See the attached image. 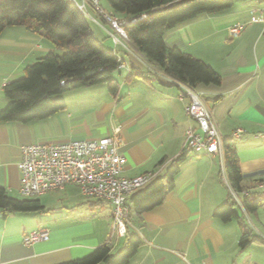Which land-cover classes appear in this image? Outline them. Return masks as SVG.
<instances>
[{"label":"crops","instance_id":"crops-1","mask_svg":"<svg viewBox=\"0 0 264 264\" xmlns=\"http://www.w3.org/2000/svg\"><path fill=\"white\" fill-rule=\"evenodd\" d=\"M259 3L261 8L262 0ZM88 7L94 10L90 4ZM236 22L243 24L231 19L223 21L219 29L205 30L201 21L191 19L168 30L165 43L169 48L178 47L201 58L221 75L220 85H201L197 90L203 93L224 138H232L237 129L245 130L233 142L244 175L245 191L249 192L248 197L258 199L264 195L263 15L254 22L256 25L244 23L239 35H243L239 42H248L246 35L249 38L257 65H237L224 73L216 65L224 54L220 39L214 41V35L228 32ZM119 45L112 40L104 44L117 53L122 61L119 70L125 71L119 77L112 75L120 83L117 94H111L107 85L101 89L104 97L98 99L93 98V91L79 92V87L72 94L66 92L62 96L65 108L47 118L29 123L0 122V186L11 196L19 193L18 162L24 145L100 139L120 126L123 144L119 151L127 160L123 175L130 178L148 172H157L158 178L166 176L172 163L185 150V132L196 122L185 110L189 99L179 98V81L157 69L130 41L126 47L119 48ZM56 47V43L20 23L2 31L0 111L8 103L4 85L23 76L27 65L49 51H56ZM133 69L139 74L130 76ZM86 87L91 86L83 88ZM73 187L78 186L71 184L64 190L68 197L72 196ZM233 190L236 191L229 180L224 155L187 150L186 160L174 175V187L160 205L138 214L130 201L128 231L142 239L130 264H234L238 247L242 249L239 225L235 220L224 222L215 212L233 198L236 209L250 226L253 224L251 215H254L264 230V204L255 212H248L243 205V193L236 191V200ZM95 203L92 204L101 207L105 202ZM107 204V217L100 226L79 229L57 225L47 239L30 245L24 243V236L39 229L28 232L22 227L9 226L1 220L6 217L1 216L0 264H54L82 257L108 242L113 245V251L118 250L124 238L111 240L113 212L112 205Z\"/></svg>","mask_w":264,"mask_h":264},{"label":"trees","instance_id":"trees-1","mask_svg":"<svg viewBox=\"0 0 264 264\" xmlns=\"http://www.w3.org/2000/svg\"><path fill=\"white\" fill-rule=\"evenodd\" d=\"M112 10L129 20L125 31L130 43L157 69L197 90L201 85H220L221 75L201 58L165 43L168 30L200 15L214 14L230 8L235 0H107ZM146 15L145 17H142ZM99 16V15H98ZM98 18V17H97ZM133 18H138L132 20ZM20 23L29 30L44 35L63 47V52L49 51L27 65L23 76L4 85L7 105L0 111V122L29 123L44 119L65 108V92L79 87L101 83L115 95L120 83L113 78L122 61L116 52L106 48L94 33L89 18L74 0H0V34L9 25ZM64 41V42H63ZM139 74L135 69L130 76ZM185 149L172 163L166 176L155 178L146 188L135 193L130 201L138 214L160 205L174 187V175L186 160ZM225 166L234 189L245 191L237 148L231 138L224 140ZM249 196V195H248ZM244 196L243 205L255 212L264 204V195L258 199ZM226 202L215 212L224 222L235 220L240 228L239 246L244 249L253 241L264 243L254 233L236 202ZM104 202L97 200L96 203ZM95 203V204H96ZM44 208L39 198L19 199L0 186L2 217L12 211ZM122 246L113 251L108 242L88 254L54 264H130L142 244L141 237L129 233Z\"/></svg>","mask_w":264,"mask_h":264},{"label":"built area","instance_id":"built-area-1","mask_svg":"<svg viewBox=\"0 0 264 264\" xmlns=\"http://www.w3.org/2000/svg\"><path fill=\"white\" fill-rule=\"evenodd\" d=\"M74 2L97 25L105 28L103 21L111 25L112 31L106 30L116 45L128 46L126 44L129 39L125 25L129 23V20L120 18L112 10L106 11L102 8L100 0H82L81 4L77 0ZM88 4L101 17V20L91 16L87 8ZM259 11L263 15L264 22V0ZM136 19L138 18L132 20ZM243 30L242 24H235L229 32L237 37ZM179 86V98L189 99L186 113L196 122L195 126L188 127L185 132V149L198 154L223 156L225 138L219 131L214 113L207 105L203 93L182 82H179ZM120 131L121 127L116 126L111 134L100 139L22 146V155L18 162L19 193L24 197L39 198L52 191H63L67 186L75 184L84 196L112 205L111 240L124 237L128 231L131 197L157 178V172H148L131 178L123 175L127 160L119 151L123 144ZM244 132L243 129H237L231 139L241 137ZM242 193L244 196L249 194L248 191ZM233 197L237 200L238 194L234 190ZM49 234V229L40 227L36 232L26 234L23 240L26 245H30L47 239Z\"/></svg>","mask_w":264,"mask_h":264},{"label":"rangeland","instance_id":"rangeland-1","mask_svg":"<svg viewBox=\"0 0 264 264\" xmlns=\"http://www.w3.org/2000/svg\"><path fill=\"white\" fill-rule=\"evenodd\" d=\"M77 1L80 4L82 3V0ZM100 3L102 8H104L106 11L110 9L107 0H100ZM260 5L261 3H259V0H235L234 5L230 8L210 15H200L192 20L201 21V25L205 30L219 29L221 28L223 21L231 19L234 21H239L243 24L252 23V25H256L257 23L254 22H257L262 18V13L259 11ZM88 9L93 15L97 16L101 20V17L98 16L94 10L90 9V7H88ZM89 22L94 30L95 36L104 44L106 41L112 40L107 32V30L112 31V27L109 23L103 21L105 27L103 28L94 23L90 18ZM235 24H238V22L234 23L233 25ZM229 30L228 32H216L214 35V41L220 39L219 42L222 44V53L224 54V57L221 56L220 64H216L218 69L225 73L228 69L235 68L237 65L249 66L254 64L256 66L257 62L256 59L253 58L252 46L249 44L250 40L249 38L247 39V35L244 37H246L248 42L245 40L239 42L240 38H243V35L234 37L230 34ZM250 39L252 41V38ZM228 42L230 45H228ZM126 45H128V43ZM120 46L122 45L120 44L119 48H121ZM182 47H184L183 49H186V46ZM56 49L58 52L64 51L61 45L56 47ZM120 73L124 74L125 71L118 69L114 72L113 76L119 77ZM228 84L229 81L227 76V85ZM106 86V83H101L93 87H80L81 89L79 90L81 91L79 92L93 91V98L101 99L104 97L101 94V89H105ZM75 90H78V88L69 90L71 91L69 93L72 94L75 92ZM65 93L62 94V96H64ZM73 188L74 189L72 191L71 197H68L64 190L52 191L39 197V200L41 201L44 208L29 211H12L7 213L5 219L1 220L2 222L5 220L9 226L25 228L28 232L39 229L40 226L48 228L49 231H52L54 227H57V225L60 227L69 226L79 229L88 228L91 225L100 226L102 219L107 217V210L109 208V205L107 204L108 202H105L101 207L94 206L92 203L96 202L97 199L84 196L81 193L79 187ZM12 196L19 199H30L29 197L22 196L20 193H14ZM238 210L239 209L237 208V211ZM253 216L254 215H251L253 218L252 229L256 235L264 239V230L259 226L258 222ZM233 260L235 261L234 264H264V243L253 241L244 249H239L238 247L237 253L234 255Z\"/></svg>","mask_w":264,"mask_h":264},{"label":"water","instance_id":"water-1","mask_svg":"<svg viewBox=\"0 0 264 264\" xmlns=\"http://www.w3.org/2000/svg\"><path fill=\"white\" fill-rule=\"evenodd\" d=\"M2 215H0V217H1Z\"/></svg>","mask_w":264,"mask_h":264}]
</instances>
